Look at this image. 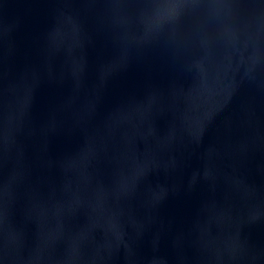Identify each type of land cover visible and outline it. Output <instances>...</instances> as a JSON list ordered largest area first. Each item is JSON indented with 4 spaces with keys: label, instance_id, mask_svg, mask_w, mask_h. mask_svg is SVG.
<instances>
[{
    "label": "water",
    "instance_id": "1",
    "mask_svg": "<svg viewBox=\"0 0 264 264\" xmlns=\"http://www.w3.org/2000/svg\"><path fill=\"white\" fill-rule=\"evenodd\" d=\"M0 264H264V0H0Z\"/></svg>",
    "mask_w": 264,
    "mask_h": 264
}]
</instances>
